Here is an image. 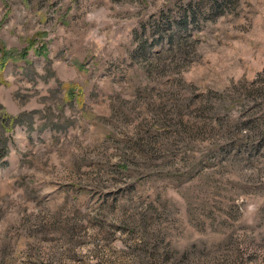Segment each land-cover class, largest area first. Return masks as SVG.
I'll return each instance as SVG.
<instances>
[{
  "label": "rangeland",
  "instance_id": "1",
  "mask_svg": "<svg viewBox=\"0 0 264 264\" xmlns=\"http://www.w3.org/2000/svg\"><path fill=\"white\" fill-rule=\"evenodd\" d=\"M0 264H264V0H0Z\"/></svg>",
  "mask_w": 264,
  "mask_h": 264
},
{
  "label": "trees",
  "instance_id": "2",
  "mask_svg": "<svg viewBox=\"0 0 264 264\" xmlns=\"http://www.w3.org/2000/svg\"><path fill=\"white\" fill-rule=\"evenodd\" d=\"M0 53L2 54L3 57H6V53L3 52V50H0ZM4 156V152L0 153V159H2V157Z\"/></svg>",
  "mask_w": 264,
  "mask_h": 264
}]
</instances>
